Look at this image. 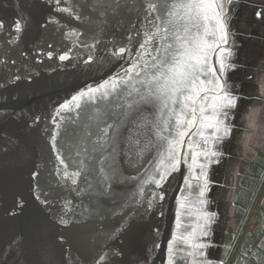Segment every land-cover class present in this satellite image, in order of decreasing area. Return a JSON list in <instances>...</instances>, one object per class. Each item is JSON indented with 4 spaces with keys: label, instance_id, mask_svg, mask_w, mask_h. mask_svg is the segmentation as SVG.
Segmentation results:
<instances>
[{
    "label": "water",
    "instance_id": "1",
    "mask_svg": "<svg viewBox=\"0 0 264 264\" xmlns=\"http://www.w3.org/2000/svg\"><path fill=\"white\" fill-rule=\"evenodd\" d=\"M180 2L0 0V264H167L195 129L160 180L167 142L156 132L174 136L175 116L158 101L133 102L148 91L164 47L176 46L163 28ZM258 19L250 32L260 60Z\"/></svg>",
    "mask_w": 264,
    "mask_h": 264
},
{
    "label": "snow or ice",
    "instance_id": "2",
    "mask_svg": "<svg viewBox=\"0 0 264 264\" xmlns=\"http://www.w3.org/2000/svg\"><path fill=\"white\" fill-rule=\"evenodd\" d=\"M227 2L231 3V0H227ZM149 7L153 10L156 8L155 5L151 4ZM223 9L224 4L221 0H181L180 3L172 5L167 13L168 19L165 21L170 27L163 28V31L165 33L172 31L176 46L169 43L164 47V59L159 61L157 72L149 82L148 91L141 95L140 101L133 102L152 104L158 101L161 105V112L167 109L170 114L175 116V124L172 128V131L175 132L174 136L169 138L162 136L160 131L156 132L158 139L167 142L166 156L161 159L160 165H164V159L168 160V164L164 165L165 170L160 174V180L166 177L169 169H176L180 162L178 151L184 145V138L189 135L190 130L195 129L193 135L203 137L204 143L207 144L210 141L213 143V147L208 150H198L193 142L188 143L192 160L189 168L190 170L199 168V175L193 173V176L197 181L203 182L199 197H203L207 191L208 165L217 162L213 158L222 155L216 150V143L223 141L230 135V128L225 123L228 119V112L235 109L238 103L236 97L225 91L224 84L217 75L218 70L211 63V57L216 53L218 55L217 62L220 65L219 71L222 73L226 67H230L227 60L232 53L224 47L228 43V30ZM257 15L259 16L260 13ZM200 24L203 25V31L193 32L192 29ZM16 28L17 31L20 30L19 23H17ZM164 39L167 37L165 36ZM124 51L125 49H120L121 53ZM60 59L63 60L66 57L61 56ZM154 67L156 66L154 65ZM106 87L107 85L101 86V88ZM116 87L117 84L113 81L112 89L115 90ZM99 91L100 89H90L89 93ZM133 91L139 92V89L133 86ZM80 95L84 96L87 93ZM102 95L107 97L109 93L104 91ZM73 99L78 100L79 98L74 97ZM133 103L127 105L125 116L131 114L130 110L133 109ZM173 105H179L180 110L177 111L175 107H172ZM76 106L79 107L80 105L77 104ZM171 124L170 116L169 119L164 120L163 128L168 130ZM109 127L112 126L109 125ZM155 127L159 129L160 125L157 124ZM104 131L107 132L106 129ZM201 157L204 158V162H200ZM160 165L157 166L158 169ZM156 183L159 184V181ZM185 183L189 184L188 178H185ZM198 203L203 205L206 201L198 198ZM183 206L182 204L181 207ZM198 215L203 221V225L198 226L201 228L200 234L206 236L208 232L204 231L203 227L211 223V216L208 213H198ZM61 222L66 223L65 221ZM194 235L195 231L190 233L188 237L181 236L179 239L189 243ZM176 239L174 237L173 242ZM191 247L196 250L205 246L203 244H191ZM169 250L172 251V242H170ZM196 254L195 251L189 253L193 256ZM199 254L203 255V253Z\"/></svg>",
    "mask_w": 264,
    "mask_h": 264
},
{
    "label": "flooded vegetation",
    "instance_id": "3",
    "mask_svg": "<svg viewBox=\"0 0 264 264\" xmlns=\"http://www.w3.org/2000/svg\"><path fill=\"white\" fill-rule=\"evenodd\" d=\"M221 2L224 4V18L228 30V43L224 47L229 49L232 55L227 60V64L230 67H226L222 73L219 71L220 65L217 62L218 55L216 53L213 60L211 57V63L218 70L217 75L224 84L225 91L230 92L236 97L238 103L235 109L228 112V119L225 121L226 125L230 128V135L223 141L216 143V150L221 152L222 155L213 158L217 162L208 165V187L203 197H199L203 182L197 181L193 176V173L199 175L200 169L195 168L190 170L189 168V165L192 163L190 149L186 167V178H188L189 184L185 183L183 193L175 206L171 239L172 251L168 250L167 264H170V258L171 264H218L216 258V239L219 235L222 217L218 210L219 202L217 201L216 190L221 184L223 171L228 166H232L235 139L249 131L239 124L242 114H247L249 109L247 92L251 88L250 61L253 56L252 44L256 39V36L250 30L255 24L256 17L259 18L258 21L261 23V27L264 26V2L261 4L252 0H231V3H228L227 0H221ZM251 9H255L252 18H243L242 13L245 10L250 12ZM261 12L263 15L260 14L258 16L257 13ZM243 25L246 26L245 31L240 30V27H243ZM205 134L207 135L208 133L206 132ZM190 142H193L198 150H208L213 147L211 141L206 144L204 143V138L200 136L193 135ZM200 162H204L203 157L200 158ZM198 198L205 200L206 203L200 205ZM182 204L184 205L183 207H181ZM198 213H208L211 216V223L203 227V230L208 232L206 236L200 234L201 228L198 226L203 225V221L199 218ZM194 231L195 235L192 236L189 243H185L179 239L181 236L188 237ZM174 237L177 239L173 242ZM191 244H203L205 247L194 250ZM194 251L197 253L196 255H189V253ZM199 253H203V255Z\"/></svg>",
    "mask_w": 264,
    "mask_h": 264
},
{
    "label": "crops",
    "instance_id": "4",
    "mask_svg": "<svg viewBox=\"0 0 264 264\" xmlns=\"http://www.w3.org/2000/svg\"><path fill=\"white\" fill-rule=\"evenodd\" d=\"M252 59L254 86L239 124L249 131L235 139L233 157L240 160L223 171L216 190L223 215L218 264H264V55Z\"/></svg>",
    "mask_w": 264,
    "mask_h": 264
},
{
    "label": "rangeland",
    "instance_id": "5",
    "mask_svg": "<svg viewBox=\"0 0 264 264\" xmlns=\"http://www.w3.org/2000/svg\"><path fill=\"white\" fill-rule=\"evenodd\" d=\"M244 114H242V117H243ZM246 115V114H245Z\"/></svg>",
    "mask_w": 264,
    "mask_h": 264
}]
</instances>
